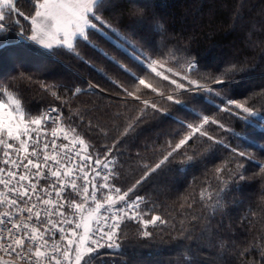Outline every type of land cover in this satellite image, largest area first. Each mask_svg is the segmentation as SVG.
Instances as JSON below:
<instances>
[{
	"label": "snow or ice",
	"instance_id": "obj_1",
	"mask_svg": "<svg viewBox=\"0 0 264 264\" xmlns=\"http://www.w3.org/2000/svg\"><path fill=\"white\" fill-rule=\"evenodd\" d=\"M29 2L32 13L26 16L17 7V0H0V48L6 46L3 40L15 36L30 41L29 47L48 50V55L53 49L64 50L115 85L123 93L119 99H130L139 107L135 115L122 121V131L119 137H113L112 146H102V151L96 152L73 125L79 121L94 127L99 135L107 133L99 125L93 126L84 113L69 110L65 117L61 107L52 104L35 113L26 107L22 90L33 83L65 106L67 100L56 90L58 86L33 81L22 72L0 77V264H95L102 256L101 249H121V224L126 220L142 222L140 235L150 237L152 234L145 230L148 225L168 221L159 215L144 220L147 213L139 210L144 197L137 195L132 199L130 194L163 165L176 160L177 155L185 156L178 164L190 163L193 157L181 151L190 142L203 139L210 146L225 147L233 157L259 165L264 173V164L252 154L239 147L231 148L222 136L213 133H226L245 142L248 136L235 131L217 115L206 114L214 108L216 113L226 114L225 119L231 117L245 127L264 130V111L250 104L251 97L232 99L216 90V86L234 83L232 77L242 71L236 65L209 76L200 74L194 58H182L180 49L159 47L153 41H146L143 46L135 43L101 14L106 0ZM143 15L137 9L134 19L142 23ZM19 18L28 22L30 34H26ZM90 33L110 44L123 59L94 42ZM80 43L89 50L87 55H94L106 62L110 70L125 76L128 86L87 59L79 49ZM98 88L88 83L86 89L74 86L71 92L75 96ZM173 107L192 119L174 115L170 111ZM148 111L174 121L179 128L169 134L173 139L165 141L162 158L152 166L145 165L143 175L122 190L114 183L119 177L115 171L118 159L113 152L118 151L116 145L135 130ZM114 118L120 119V114ZM251 144L264 151V146L256 141ZM233 163L238 169L245 167L238 160ZM213 175L223 185L213 189L215 200L211 207L215 210L221 206L222 194L229 190L224 176L233 179V173L227 163H222ZM234 179L240 182L245 177L237 171ZM199 196L201 201L213 200V193L207 188ZM188 207L191 208L190 203ZM179 231L181 236L177 239H188L182 224Z\"/></svg>",
	"mask_w": 264,
	"mask_h": 264
},
{
	"label": "trees",
	"instance_id": "obj_2",
	"mask_svg": "<svg viewBox=\"0 0 264 264\" xmlns=\"http://www.w3.org/2000/svg\"><path fill=\"white\" fill-rule=\"evenodd\" d=\"M146 2L135 5L125 0H106V8L101 14L113 27L141 46L146 41H153L159 47L182 50L179 55L194 58L200 74L214 76L218 70L236 65L242 71L232 77L234 83L216 86V90L232 99L251 97L250 104L264 111V0H152L150 6ZM117 4L122 11H117ZM17 7L26 16L32 13L29 0H17ZM137 9L144 14L142 26L133 25ZM19 19L26 34H30L28 22ZM153 24H156L155 31H150ZM90 38L123 59L100 37L90 33ZM4 42L9 43L0 48V77L22 72L30 75L33 81L58 86L56 90L67 100L65 106L33 83L22 90L26 107L35 113L38 109L47 110L52 104L61 107L65 117L69 110L84 113L93 126L99 125L107 133L99 135L94 127L79 121L73 125L96 152L102 151V146H112L113 137H119L122 131V121L136 114L139 106L135 102L119 99L123 93L115 85L64 50L53 49L48 55V50L29 47L30 41L15 36ZM79 49L97 67L128 86L125 76L110 70L106 62L94 55H87L89 50L83 43L79 44ZM124 62L137 70L130 61ZM35 63L41 67H35ZM88 83L98 85V90L72 95L74 86L86 89ZM170 111L192 119L177 112L175 107ZM116 114H120V119L114 118ZM206 114H215L235 131L246 134L248 142L226 133H213L222 136L231 148L239 147L264 164V151L251 144L254 140L264 146V130L245 127L231 117L225 119L226 114L216 113L214 108ZM177 128L179 125L174 121L146 112L143 121L116 145L118 151L113 152L118 159L116 186L122 190L130 187L143 175L145 165L157 163L162 158L165 141L173 139L169 134ZM181 151L193 157L190 163L178 164L177 161L185 160V156L177 155L176 160L163 165L130 194L132 199L137 195L144 197L139 209L142 214L147 213L143 215L144 220L159 215L168 223L148 225L145 230L152 235L142 237V222L124 221L121 224V249H101L102 256L95 264H133L135 259L146 256L153 257L148 264H264V173L259 165L233 157L227 148L210 146L203 139L195 144L190 142ZM234 160L245 167L238 169ZM222 163H227L233 179L224 176L229 190L222 194L221 206L213 210V189L219 185L213 172ZM237 171L242 172L245 180L235 181ZM204 188L213 193L212 201L200 200L199 193ZM181 224L187 230L186 240L177 239L181 236ZM158 254H161L160 258L156 257Z\"/></svg>",
	"mask_w": 264,
	"mask_h": 264
},
{
	"label": "rangeland",
	"instance_id": "obj_3",
	"mask_svg": "<svg viewBox=\"0 0 264 264\" xmlns=\"http://www.w3.org/2000/svg\"><path fill=\"white\" fill-rule=\"evenodd\" d=\"M125 1H129V2H132V3H134L135 5H141V4H143V3H145L146 1H149V3L148 2H146V4L148 5V6H150V4H151V1L152 0H125ZM120 5H118L117 4V11L118 12H120V11H122V8H120L119 7ZM186 20L184 19L183 21H182V24H184V22H185ZM144 23L142 22V23H138L137 22V20L135 19L134 20V23H133V25H136V26H142ZM155 26H156V24H153L152 26H151V28L149 29L150 31H155ZM115 28V27H114ZM12 54H10V56H11ZM14 55H12V57H13ZM33 65H35V67H41V65L39 64V63H35V64H33ZM43 65V64H42ZM13 70V69H12ZM11 70V71H12ZM91 84H93V83H91ZM94 85V84H93ZM60 141H58V143H59ZM79 202V201H78ZM157 225H158V223H156ZM157 258H160L161 257V254H158L157 256H156ZM151 260H153V257H150V256H146V257H143V258H139V259H135L134 260V262H133V264H148Z\"/></svg>",
	"mask_w": 264,
	"mask_h": 264
},
{
	"label": "built area",
	"instance_id": "obj_4",
	"mask_svg": "<svg viewBox=\"0 0 264 264\" xmlns=\"http://www.w3.org/2000/svg\"><path fill=\"white\" fill-rule=\"evenodd\" d=\"M0 210H2V209H0ZM65 210H67V209H65ZM158 224H159V222H157ZM57 239H59V237H57ZM7 258V257H6Z\"/></svg>",
	"mask_w": 264,
	"mask_h": 264
},
{
	"label": "water",
	"instance_id": "obj_5",
	"mask_svg": "<svg viewBox=\"0 0 264 264\" xmlns=\"http://www.w3.org/2000/svg\"><path fill=\"white\" fill-rule=\"evenodd\" d=\"M9 42H4L5 45H7Z\"/></svg>",
	"mask_w": 264,
	"mask_h": 264
}]
</instances>
